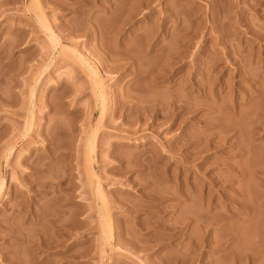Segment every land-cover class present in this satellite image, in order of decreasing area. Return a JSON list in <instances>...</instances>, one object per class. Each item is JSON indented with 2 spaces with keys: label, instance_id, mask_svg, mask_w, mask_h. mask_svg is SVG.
Segmentation results:
<instances>
[{
  "label": "rangeland",
  "instance_id": "rangeland-1",
  "mask_svg": "<svg viewBox=\"0 0 264 264\" xmlns=\"http://www.w3.org/2000/svg\"><path fill=\"white\" fill-rule=\"evenodd\" d=\"M1 182L0 264H264V0H0Z\"/></svg>",
  "mask_w": 264,
  "mask_h": 264
},
{
  "label": "bare ground",
  "instance_id": "bare-ground-1",
  "mask_svg": "<svg viewBox=\"0 0 264 264\" xmlns=\"http://www.w3.org/2000/svg\"><path fill=\"white\" fill-rule=\"evenodd\" d=\"M40 22V25H41V28H42V30L47 34V36L49 37V40H50V42H51V44H52V48H53V50H55V49H57L58 48V46L60 45V39L58 38V36L56 35V33L49 27V26H47L46 24H44V22H42L41 20L39 21ZM255 37H259V35H258V32H256V34H255ZM90 77H91V81H92V89H93V91H94V93L97 95V97H98V99L100 100V101H103V97H102V95H101V92H102V90H103V86H102V84H101V82H100V80H99V77L97 76V72L96 71H94V70H91L90 71ZM90 81V82H91ZM9 99H3V98H1V102L3 103V104H12V102H10V100L8 101ZM98 100V101H99ZM10 102V103H9ZM258 128V127H257ZM92 146V147H91ZM90 147L91 148H93V143L92 144H90ZM4 189V183L3 182H1L0 183V193L2 192V190ZM95 190V189H94ZM97 193V192H96ZM101 200V199H100ZM100 209V208H99ZM66 212V211H65ZM100 212H101V209H100ZM48 218V220L50 219V221H49V224L51 225V226H53V227H55V229L53 228V230H56V226L54 225V224H56L57 223V218H56V216H55V220L56 221H54V219L53 220H51V218L52 217H47ZM47 218L45 217L44 218V220H47ZM47 220V221H48ZM56 222V223H55ZM47 224V223H46ZM48 225V224H47ZM57 225V224H56ZM50 227V226H49ZM52 230V229H51ZM57 231V230H56ZM43 235V234H42ZM44 236V238L46 237V235H43ZM43 236L41 237V236H39V238H38V240L40 239V241H39V243L38 242H36L35 243V245L36 246H39V247H41V248H43V250H46L49 254L48 255H56V256H60V258H57V259H55V260H53V262H54V264H58V262H60V261H63V260H65V258L63 257V251L62 250H64L66 247L64 246V244L62 243V242H60L59 241V235H57V233L56 234H53L51 237H46L45 239L43 238ZM18 238L20 239L21 238V236L19 237L18 236ZM17 238V239H18ZM33 246V245H32ZM17 259V258H16ZM255 259V258H254ZM10 260H12V259H10ZM23 260V259H22ZM13 261H14V263H17L18 261L17 260H14L13 259ZM16 261V262H15ZM254 261H256V260H254ZM253 258H252V264H253ZM19 262H21V261H19ZM24 262V261H23ZM12 263V262H11ZM18 264H20V263H18ZM22 264V263H21Z\"/></svg>",
  "mask_w": 264,
  "mask_h": 264
}]
</instances>
